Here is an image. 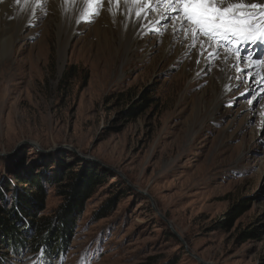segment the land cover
<instances>
[{
  "label": "rangeland",
  "instance_id": "374dc122",
  "mask_svg": "<svg viewBox=\"0 0 264 264\" xmlns=\"http://www.w3.org/2000/svg\"><path fill=\"white\" fill-rule=\"evenodd\" d=\"M41 2L12 57L0 43L1 214L25 206L21 197L34 206L26 244L0 242V264H264V69L231 68L239 80L227 92L219 58L197 73L196 46L167 48L169 18L137 41L123 26L109 31L112 44L127 41L112 55L99 34L105 7L67 43L65 14ZM144 96L149 107L137 111ZM89 176L63 242L37 249L31 223L74 209L66 186Z\"/></svg>",
  "mask_w": 264,
  "mask_h": 264
},
{
  "label": "snow or ice",
  "instance_id": "6c2138e0",
  "mask_svg": "<svg viewBox=\"0 0 264 264\" xmlns=\"http://www.w3.org/2000/svg\"><path fill=\"white\" fill-rule=\"evenodd\" d=\"M15 2L19 4L21 0ZM24 2L27 3L28 0ZM40 2L41 0H36L37 4ZM66 2L82 3L81 20L91 23L93 17L100 14V8L103 7L105 0H66ZM121 2L122 0H108V3L117 6ZM3 3L5 0H0V4ZM123 3L147 6L151 11L158 10L151 7L153 4L166 6L167 15H162L161 18L170 19L175 13V19L180 21L185 35L191 34L192 47H195L199 40L201 51L198 55L207 52L209 58L218 59L217 50L208 51V48L215 45L216 49L223 48L235 59L236 64L233 67H237L241 73L244 69L239 66L243 62H250L257 67L264 66V57L254 59L256 53L246 47L249 43L264 46V0L253 3H249L248 0H123ZM257 9L258 12L255 11ZM142 11L144 7H141L136 15L140 16Z\"/></svg>",
  "mask_w": 264,
  "mask_h": 264
},
{
  "label": "bare ground",
  "instance_id": "6f19581e",
  "mask_svg": "<svg viewBox=\"0 0 264 264\" xmlns=\"http://www.w3.org/2000/svg\"><path fill=\"white\" fill-rule=\"evenodd\" d=\"M41 3L42 2L37 4L36 0H28V2L25 3L24 0H21V3L17 4L15 0H5V3L0 4V11L8 10L10 11L9 18L14 17V19L11 21L10 19L9 21H7V18H4L2 23L0 24V26L4 27L0 35L1 52L4 58L12 57V51L17 44L14 38V34L16 32L22 33L25 28L33 21L32 19L36 16V11L39 10L40 6L42 5ZM56 5L57 9L59 8L60 12L62 13L63 11V13L65 14L63 15L65 19H63V22L59 24L60 27L58 34L61 37L65 35L67 37L66 42L68 43L72 39H74L77 34L78 26L83 22L81 20L83 4L80 2L69 3L66 2V0H56ZM103 7L106 8H104L106 10V14L103 17V21L108 22L109 29L99 28V34L103 39L101 47L102 49H104V52L107 51L112 55V51L119 49V47H123L127 43V41L126 39H123L120 45L117 46L112 44L111 40L109 41V31H113L114 29H118L123 26V36L126 37L130 35L136 40V38L142 37L144 35L143 33L146 32L147 29L154 28V26L158 22H162L163 20H165L166 18H161L162 15H167V13H165L166 6L155 4H153L151 7L157 8V11L148 10L147 6L133 5L131 3L125 4L123 3V0L119 6L108 3V0H105ZM141 7H144V11L141 12L140 16H137L136 13L137 11H140ZM129 8H131V10ZM175 15L176 14L173 13L172 18H170L172 24L170 25L169 29L170 40L167 43V48H169L172 45V42L176 40L178 43H182L185 53L192 52L194 49L192 47L191 34L189 33L187 36L185 35L181 28L180 21L175 19ZM200 39L206 40L203 37H200ZM205 46L207 47V44ZM64 48L66 49L67 46L64 45ZM258 48L259 45L255 46V49ZM213 50H217L219 53L220 63L219 71L217 72L219 84L224 91L230 92L236 86L239 80L238 76L235 75L233 77V75L231 74V68H235L233 67V65L236 64V61L233 57H230L223 48L216 49L215 45H213L211 48H208V51ZM200 51V43L199 40H197L196 49L193 51L192 56L189 58V60L193 61L194 64H198L197 73L200 71V69L204 70L206 64L208 63L207 52H204L203 55H198ZM197 60H199V63H197ZM247 63L249 68L251 69V73H249L251 76L252 74H254V72L264 69V66L257 67L254 64H250V62ZM239 67H241V64ZM236 69L238 70L237 67ZM257 84H264V74L260 76Z\"/></svg>",
  "mask_w": 264,
  "mask_h": 264
},
{
  "label": "trees",
  "instance_id": "16d2710c",
  "mask_svg": "<svg viewBox=\"0 0 264 264\" xmlns=\"http://www.w3.org/2000/svg\"><path fill=\"white\" fill-rule=\"evenodd\" d=\"M149 102V98L147 96H144L142 98L140 106H138L136 110L140 111L149 107ZM90 179H94L93 176H89L86 182L77 183L76 185L68 184L66 186L68 190L66 189L64 193L67 195V197H70L69 200L73 199L71 207L74 206V209L67 211L62 216H57L54 219L47 217L40 219L37 223H31V227L37 234L35 243V247L37 249L46 247L47 249H50V251H52L55 249V247L59 246L60 243L63 242L62 237L64 235L66 225L72 222L68 220L69 215H73L75 212L73 213L72 211L76 209V211H80V209H82V201L87 197V195L91 194L88 188V186L90 185ZM31 183L33 185V188L37 190L41 189L42 187V182L40 179H34L31 181ZM102 183H104V181L101 180L100 184ZM20 199H22L23 203L25 202V206L17 207V211L13 210L11 212H8L6 210H3L4 212L2 215L0 208V242L8 245L9 247H15L16 242H20L21 245L26 244V241H24L23 238L24 236H26V234L25 232H22V230L27 226L30 214H34V212L31 211L33 210L34 206L30 208V201L22 197L17 201H19ZM247 207L248 206L245 204L238 205L236 209L232 211L233 218L242 213V211ZM17 221L22 222V226L20 228H18L17 226ZM43 233H45V236H42ZM247 235L254 234L253 232H250V234Z\"/></svg>",
  "mask_w": 264,
  "mask_h": 264
},
{
  "label": "water",
  "instance_id": "95a60500",
  "mask_svg": "<svg viewBox=\"0 0 264 264\" xmlns=\"http://www.w3.org/2000/svg\"><path fill=\"white\" fill-rule=\"evenodd\" d=\"M172 228V227H171ZM173 229V228H172ZM174 232V235H176L178 238H180V236L175 232V231H173Z\"/></svg>",
  "mask_w": 264,
  "mask_h": 264
}]
</instances>
